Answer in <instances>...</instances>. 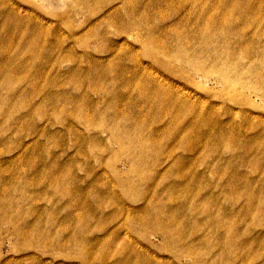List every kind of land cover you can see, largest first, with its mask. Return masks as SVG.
Listing matches in <instances>:
<instances>
[{"label": "rangeland", "instance_id": "rangeland-1", "mask_svg": "<svg viewBox=\"0 0 264 264\" xmlns=\"http://www.w3.org/2000/svg\"><path fill=\"white\" fill-rule=\"evenodd\" d=\"M0 264H264V0H0Z\"/></svg>", "mask_w": 264, "mask_h": 264}, {"label": "bare ground", "instance_id": "bare-ground-1", "mask_svg": "<svg viewBox=\"0 0 264 264\" xmlns=\"http://www.w3.org/2000/svg\"><path fill=\"white\" fill-rule=\"evenodd\" d=\"M163 238H167L168 236H170V234L173 233V230L170 229L168 230L166 227L164 228H157L155 229ZM243 248H241L240 250H236L235 251V254H236V257H241L243 255L246 254V257L249 258V255H248V252H250L252 250V244L249 243V242H246V243H243ZM263 252H260V253H257L256 255H259V256H262ZM182 256L181 253H178L177 254V257H180Z\"/></svg>", "mask_w": 264, "mask_h": 264}]
</instances>
